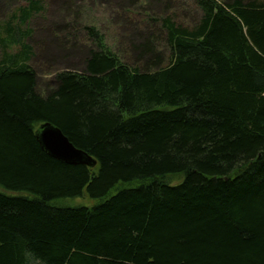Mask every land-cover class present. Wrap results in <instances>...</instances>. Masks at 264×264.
<instances>
[{"label":"trees","instance_id":"obj_1","mask_svg":"<svg viewBox=\"0 0 264 264\" xmlns=\"http://www.w3.org/2000/svg\"><path fill=\"white\" fill-rule=\"evenodd\" d=\"M62 1L51 42L67 57L84 38L82 67L43 91L45 0L0 22V264H264V0H192L187 23L180 0H144L116 51ZM44 122L96 165L48 156Z\"/></svg>","mask_w":264,"mask_h":264},{"label":"rangeland","instance_id":"obj_2","mask_svg":"<svg viewBox=\"0 0 264 264\" xmlns=\"http://www.w3.org/2000/svg\"><path fill=\"white\" fill-rule=\"evenodd\" d=\"M62 2V0H45L44 13L39 17H35L29 25L34 31L31 41L34 56L30 61V66L38 74V88L41 91L49 83L55 71L80 70L82 67L81 60L86 45L84 38L78 39L77 44L80 48L75 49L72 54L69 53L67 57H62L61 49L57 44L51 42L54 36L52 33L53 24H64L72 18V15L68 14L62 7ZM73 2L81 7L79 21L84 23L87 21L96 26L105 37L106 44L115 51L118 47L120 49L125 47L122 38L132 32L133 26L136 25L135 21L130 20L135 17L141 20V17L148 14L144 0L139 2L141 9L137 11L129 7L128 0H73ZM180 2L182 3L177 5L182 4L183 6L179 10L175 8L174 11L179 20L187 23L189 21L188 17L193 16L195 12L193 1L180 0ZM19 5L20 0H0V22L4 21L10 12ZM131 15H134L133 18L130 17ZM120 41L122 44H120ZM52 56L55 58L53 59ZM53 60L55 61L53 62ZM97 202V200L89 199L84 195L73 199L60 200L56 203L64 206L90 207Z\"/></svg>","mask_w":264,"mask_h":264},{"label":"water","instance_id":"obj_3","mask_svg":"<svg viewBox=\"0 0 264 264\" xmlns=\"http://www.w3.org/2000/svg\"><path fill=\"white\" fill-rule=\"evenodd\" d=\"M36 138L41 149L53 159L68 165L94 167L96 160L77 149L61 130L49 122L38 126Z\"/></svg>","mask_w":264,"mask_h":264}]
</instances>
